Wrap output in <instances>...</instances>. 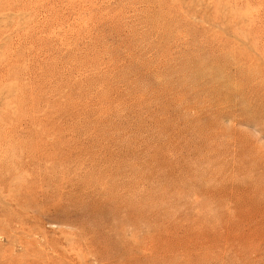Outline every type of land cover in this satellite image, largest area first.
Here are the masks:
<instances>
[{
	"label": "rangeland",
	"instance_id": "1",
	"mask_svg": "<svg viewBox=\"0 0 264 264\" xmlns=\"http://www.w3.org/2000/svg\"><path fill=\"white\" fill-rule=\"evenodd\" d=\"M0 264H264V0H0Z\"/></svg>",
	"mask_w": 264,
	"mask_h": 264
}]
</instances>
